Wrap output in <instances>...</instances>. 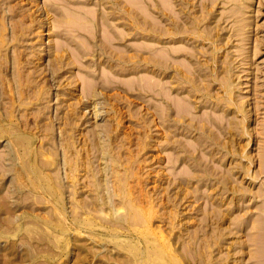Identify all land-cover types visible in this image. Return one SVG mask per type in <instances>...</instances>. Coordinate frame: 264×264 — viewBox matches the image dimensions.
Segmentation results:
<instances>
[{
	"label": "rangeland",
	"instance_id": "obj_1",
	"mask_svg": "<svg viewBox=\"0 0 264 264\" xmlns=\"http://www.w3.org/2000/svg\"><path fill=\"white\" fill-rule=\"evenodd\" d=\"M38 1L0 0V264H264V0Z\"/></svg>",
	"mask_w": 264,
	"mask_h": 264
},
{
	"label": "bare ground",
	"instance_id": "obj_2",
	"mask_svg": "<svg viewBox=\"0 0 264 264\" xmlns=\"http://www.w3.org/2000/svg\"><path fill=\"white\" fill-rule=\"evenodd\" d=\"M38 1V0H37ZM216 1H221V0H211V5L212 6H214V4L216 3ZM39 2V1H38ZM163 2V1H162ZM169 2V1H168ZM224 2V1H223ZM229 2H231V1H229ZM233 2H236L237 3V5H238V7H241V5H243L244 6V8L245 7H247L248 5H250L249 4V1H247V0H237V1H233ZM221 3V2H220ZM40 4H42V3H39V5ZM165 4V3H164ZM171 4V3H170ZM208 4V3H207ZM228 4V3H227ZM36 5V4H35ZM231 6L233 5V4H230ZM208 6V5H207ZM229 6V5H228ZM37 7V6H36ZM215 7V6H214ZM213 7V8H214ZM209 8V7H208ZM227 8V7H226ZM231 8V7H230ZM234 8V7H233ZM243 8V7H242ZM40 10H41V12H42V15H41V13H40V15H41V19H42V21H44V23H46L47 21H46V10L47 9H44V5L42 4V5H40V8H39ZM216 9V8H215ZM224 9V8H223ZM232 9V8H231ZM238 9V8H237ZM236 9V10H237ZM240 9V8H239ZM37 10V9H36ZM214 10V9H213ZM230 10V9H229ZM241 10V9H240ZM38 11V10H37ZM208 11V10H207ZM232 11V10H231ZM234 11V10H233ZM26 12V11H25ZM49 12V11H48ZM90 12H91V10H90ZM211 12H212V9H211ZM224 12H226L225 11V9H224ZM245 12V11H244ZM213 13V12H212ZM229 13V12H228ZM91 14H92V12H91ZM207 14V13H206ZM220 14V13H219ZM224 13L222 12V14H220V15H223ZM26 15V14H25ZM24 15V16H25ZM28 15V14H27ZM94 15V14H93ZM209 15V14H208ZM207 15V16H208ZM228 15V14H227ZM233 14H231V16H232ZM88 16V15H87ZM212 16V15H211ZM33 17V16H32ZM239 17H241V16H239ZM0 18H2V17H0ZM207 18V17H206ZM228 18V17H227ZM226 17H225V20L227 19ZM238 19V18H237ZM92 20H94V19H92ZM207 20H209V19H207ZM216 20H220V18H219V16L217 17V19ZM215 20V21H216ZM228 20V19H227ZM231 20V19H230ZM233 20H234V18H233ZM4 21V20H3ZM75 21H76V19H75ZM86 21V20H85ZM210 21V20H209ZM2 22V21H1ZM220 22V21H219ZM6 23V22H5ZM4 22H2V24H5ZM42 23V22H41ZM80 23V22H79ZM92 23V22H91ZM218 23V22H217ZM48 24V23H47ZM46 24V25H47ZM82 24H83V22H82ZM234 24H237V23H234ZM247 24V23H246ZM67 25V24H66ZM76 25V24H75ZM92 25V24H91ZM70 26H72V25H70ZM88 26V25H87ZM215 26V25H214ZM219 26H220V24H219ZM249 26V25H248ZM47 27V26H46ZM75 27V26H74ZM77 27V26H76ZM79 27H81V25L79 26ZM84 27V26H83ZM86 27V26H85ZM239 27V26H238ZM70 27H68V29H69ZM207 28V27H206ZM211 28V27H210ZM214 28V27H213ZM222 28V27H221ZM220 28V29H221ZM244 29H245V27H243ZM5 29H7V28H5ZM71 29H72V27H71ZM77 29V28H76ZM87 29V28H86ZM215 29V28H214ZM3 30H4V27H1L0 28V44L2 45V44H4L5 42L4 41H6L5 40V38H4V32H3ZM14 30V29H13ZM42 30V29H41ZM79 30V29H78ZM77 30V31H78ZM72 31V30H71ZM74 31V34L76 33L75 32V30H73ZM92 31V30H91ZM90 31V32H91ZM220 31V30H219ZM218 31V32H219ZM245 31V30H244ZM106 32H109V31H106ZM234 32V31H233ZM237 32V31H236ZM246 32V31H245ZM72 33V32H71ZM93 32H91V34H92ZM235 33V32H234ZM107 34V33H106ZM42 35V34H41ZM87 35V34H86ZM219 35V34H218ZM7 36V35H6ZM80 36V35H79ZM89 36V35H88ZM94 36V35H93ZM108 36H110V33L108 34ZM113 36V35H112ZM207 36V35H206ZM90 37V36H89ZM111 37V36H110ZM209 37V36H208ZM249 37V36H248ZM247 37V38H248ZM80 38H81V36H80ZM220 38V37H219ZM68 39H70V38H68ZM75 40H76V38H75ZM106 40V39H105ZM210 40V39H209ZM217 40V39H216ZM7 41H8V38H7ZM84 41V40H83ZM85 42V41H84ZM105 42V41H104ZM222 42V41H221ZM227 42V41H226ZM59 44H63L62 42H60ZM67 44V43H66ZM87 44V43H86ZM91 44V43H90ZM92 45V44H91ZM106 45V44H105ZM225 45H227V44H225ZM3 46V45H2ZM86 46H88V45H86ZM212 46H213V43H212ZM61 47V46H60ZM62 47H64L63 45H62ZM89 47H90V45H89ZM107 48V47H106ZM213 48V47H212ZM60 49H62V48H60ZM219 49V48H218ZM2 50V49H1ZM60 51V50H59ZM62 51V50H61ZM60 51V52H61ZM176 51V50H175ZM180 51V50H179ZM217 51V50H216ZM1 52V51H0ZM161 52H163L162 50H161ZM213 52V51H212ZM3 53V52H2ZM1 53V54H2ZM166 53V52H165ZM189 53V52H188ZM56 54V53H55ZM15 55V54H14ZM174 55V54H173ZM4 56H6L5 54H4ZM16 56V55H15ZM171 55L169 54V57H170ZM56 57V56H55ZM162 57V56H161ZM6 58V57H5ZM57 58V57H56ZM56 58H54L55 60H56ZM162 58H165V57H162ZM18 59H19V57H18ZM18 59H16L17 61H18ZM160 59V58H159ZM166 59V58H165ZM165 59H163V60H165ZM54 60V61H55ZM157 60V59H156ZM168 60V59H167ZM14 61H15V57H14ZM166 61V60H165ZM177 61V60H176ZM175 62V61H174ZM16 63V62H15ZM163 63V62H162ZM166 63V62H165ZM168 63V62H167ZM166 63V64H167ZM177 63H179V62H177ZM170 64H172V63H170ZM169 64V65H170ZM184 64V63H183ZM162 65V64H161ZM178 65V64H177ZM171 66V65H170ZM185 66V65H184ZM180 67V66H179ZM160 68H162V67H160ZM167 67H165V69H166ZM171 69H173L172 68V66L170 67ZM176 68H178L177 66H176ZM181 68V67H180ZM180 68H178V69H180ZM187 68H189V67H187ZM163 69V68H162ZM165 69H164V71H165ZM124 70H126V69H124ZM161 70V69H160ZM167 70V69H166ZM175 70V69H174ZM177 70V69H176ZM181 70V69H180ZM190 70V69H189ZM2 71V70H1ZM107 71H109V69L107 70ZM154 71V70H153ZM168 71V70H167ZM179 72V71H178ZM155 73V72H154ZM161 73V72H160ZM172 73V72H171ZM106 74H107V72H106ZM110 74V73H109ZM18 75H19V73H18ZM147 75V74H146ZM109 76V75H108ZM162 76V75H161ZM172 76V75H171ZM176 76V75H175ZM3 77V76H2ZM5 77V76H4ZM3 77V78H4ZM111 77V76H110ZM177 77V76H176ZM188 77H191L190 75L188 76ZM6 78V77H5ZM20 78V75L18 76V79ZM162 78V77H161ZM171 78V77H170ZM169 78V79H170ZM175 78V77H174ZM228 78V77H227ZM24 79V78H23ZM144 79V78H143ZM190 79V78H189ZM5 81V79H2V81ZM112 80V79H111ZM171 80V79H170ZM169 80V81H170ZM173 80V79H172ZM180 80V79H179ZM183 80V79H182ZM88 81V80H87ZM106 81H107V79H106ZM132 81V80H131ZM167 81V80H166ZM228 81H230V80H228ZM227 81V82H228ZM143 82H144V80H143ZM160 82H162V84H163V81H160ZM179 82V81H178ZM88 84H89V82H87ZM109 83V82H108ZM134 83V82H133ZM145 83V82H144ZM154 83V82H153ZM153 83H151V84H153ZM165 83V82H164ZM5 84V83H4ZM3 84V85H4ZM129 84V83H128ZM130 84H132V83H130ZM111 85V84H110ZM161 85V84H160ZM164 85V84H163ZM229 85V84H228ZM158 86V85H157ZM156 86V87H157ZM169 86H171V85H169ZM176 86H177V84H176ZM183 86V85H182ZM230 86V85H229ZM228 86V87H229ZM6 87V86H5ZM88 87V86H87ZM89 87H91V86H89ZM168 87V86H167ZM172 87V86H171ZM175 87V86H174ZM181 87V86H180ZM3 88V87H2ZM92 88V87H91ZM87 89V88H86ZM162 89H163V87H162ZM6 90V88L4 89V91ZM161 90V89H160ZM166 90V89H165ZM164 90V91H165ZM170 90V89H169ZM3 91V90H2ZM88 91H90V89L88 90ZM162 91V90H161ZM172 92V91H171ZM162 93V92H161ZM169 93H170V91H169ZM230 93V92H229ZM11 94H13L12 92H11ZM10 94V95H11ZM89 94V93H88ZM166 94V93H165ZM165 94H161L162 96H164ZM90 95H91V93H90ZM170 95V94H169ZM16 96V95H15ZM166 96H167V94H166ZM92 97H93V95H92ZM170 97H171V95H170ZM10 98H11V96H10ZM163 98V97H162ZM168 98V97H167ZM167 98H166V100H167ZM163 100H164V98H163ZM168 100H169V98H168ZM171 100H173L172 98H171ZM182 100V99H181ZM13 101H14V99H13ZM17 101V100H16ZM170 101V100H169ZM168 101V102H169ZM179 101H180V99H179ZM182 101H185L186 102V100H182ZM191 101V100H190ZM167 101H165V103H166ZM173 102H176V101H174L173 100ZM92 103V102H91ZM94 103H95V101H94ZM93 105V104H92ZM191 105V104H190ZM94 106H96L97 107V105H96V103L94 104ZM166 106V105H165ZM185 106H187V105H185ZM13 107V106H12ZM17 107V106H16ZM10 108V107H9ZM14 109V108H13ZM180 109V108H179ZM183 109V108H182ZM193 109V108H192ZM242 109V108H241ZM100 110V109H99ZM99 110H97V111H99ZM190 110V109H189ZM7 111H9V110H7ZM169 111H170V108H169ZM169 111H167V112H169ZM177 111V110H176ZM183 111V110H182ZM182 111L180 110V111H178V113H179V115H181V118L180 119H182L183 121H184V119H183V117H184V115L182 114ZM9 112H11V110L9 111ZM94 112V111H93ZM95 112H96V110H95ZM5 113V112H4ZM163 113H165V112H163ZM73 114V113H72ZM190 114H191V111H190ZM2 115V114H1ZM70 115V114H69ZM96 115V114H95ZM99 115V114H98ZM175 115V114H174ZM8 116V115H7ZM176 116H177V114H176ZM186 116V115H185ZM6 117V116H5ZM96 117V116H95ZM222 117V116H221ZM97 118V117H96ZM166 118V117H165ZM188 118H189V116H188ZM187 117H186V119L185 120H187L188 119ZM9 119V118H8ZM190 119V118H189ZM9 120H11V119H9ZM15 120V119H14ZM181 120V121H182ZM195 120V119H194ZM1 121V120H0ZM206 121V120H205ZM211 121V120H210ZM11 122V121H10ZM15 122V121H14ZM187 122V121H186ZM203 122H204V119H203ZM16 123V122H15ZM188 123L189 124H191L192 125V120H190V122L188 121ZM194 123V122H193ZM201 124H202V122H201ZM205 123H203L202 125L203 126H205L204 125ZM194 125H195V123H194ZM193 126V125H192ZM189 127H190V125H189ZM202 127V126H201ZM195 128H196V125H195ZM198 128H199V125H198ZM191 129H192V127H191ZM203 128H201V130H202ZM189 131V130H188ZM33 135V134H32ZM98 135V134H97ZM183 137V136H182ZM102 142V141H101ZM104 147V146H103ZM44 148V147H43ZM101 148V147H100ZM103 152V151H102ZM103 154H104V152H103ZM71 160V159H70ZM104 166V165H103ZM105 168V167H104ZM103 172V171H102ZM72 174V173H71ZM70 174V175H71ZM69 175V176H70ZM126 176V175H125ZM105 178V177H104ZM101 181V180H100ZM102 181H104V179H102ZM101 181V182H102ZM108 181V180H107ZM73 182V181H72ZM97 182V181H96ZM107 183V182H106ZM105 183V184H106ZM113 184H115V182L113 183ZM104 186V185H103ZM126 186V185H125ZM181 186V185H180ZM101 187V186H100ZM108 188H110L109 186H107ZM113 187V186H112ZM111 187V188H112ZM183 188V187H182ZM74 189V188H73ZM106 189V188H105ZM128 190V189H127ZM75 191V190H74ZM104 191V190H103ZM108 192V191H107ZM108 194V193H107ZM187 194V193H186ZM106 195V194H105ZM107 196V195H106ZM110 197V196H109ZM108 197V198H109ZM126 197V196H125ZM107 199V198H106ZM132 200V199H131ZM114 201V200H113ZM81 202V201H80ZM96 203V202H95ZM123 204H124V202H123ZM126 206V205H125ZM134 216V215H133ZM146 246V245H145ZM163 247V246H162ZM139 248V247H138ZM165 251V250H164ZM169 254H170V252H169ZM172 255V254H171ZM143 260V259H142ZM141 260V261H142ZM138 262V261H137ZM143 262V261H142ZM141 262V263H142ZM143 264V263H142Z\"/></svg>",
	"mask_w": 264,
	"mask_h": 264
}]
</instances>
